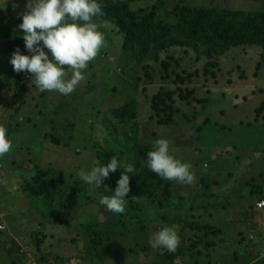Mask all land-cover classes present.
Wrapping results in <instances>:
<instances>
[{
  "label": "rangeland",
  "instance_id": "1",
  "mask_svg": "<svg viewBox=\"0 0 264 264\" xmlns=\"http://www.w3.org/2000/svg\"><path fill=\"white\" fill-rule=\"evenodd\" d=\"M163 1L161 9L158 0L134 2L131 9L140 16L154 8L160 15H176L179 6L264 10L262 0ZM25 4L26 0H0V21L9 17L12 27L21 31L18 25ZM106 25H100L105 46L94 58L98 64L87 74L94 60L89 62L84 70L86 79L70 95L40 92L30 73L25 74L23 90L14 72L0 73V125L6 127L12 145L0 157V225L5 227L0 234V264H32L29 255L41 264H170L171 252L152 249L148 243L164 226L173 227L179 244L187 249L174 264H264L262 232L248 224L253 215L250 205L237 213L244 228L237 231L223 227L224 213L216 204L207 203L210 195L214 197L208 185L211 181L200 178L218 174L222 185V178L232 174L229 179L233 185L240 183L248 188L240 202L250 203V187L264 178V115L255 123L256 110L264 101V66L260 70L257 67L264 63V48L237 47L223 55H207L204 49L172 47L157 61L144 57L137 63L134 54L124 50V36ZM67 71L70 75L71 70ZM124 80L137 89L124 84ZM114 87L119 92L109 90ZM209 89L210 102L204 107L200 100ZM131 94H136L139 103L136 143L151 146L156 138L168 139L171 153L191 164L196 179L190 185L163 180L152 186V195L129 191L124 213L115 214L100 205L99 198L112 194L123 168L110 173L99 188L83 183L77 174L80 169H90L95 160L107 164L114 155L128 165L134 142L125 138L134 132L126 135V124L117 119L105 124L103 118L110 120L105 113L123 104ZM158 95L166 96L163 104L167 107L171 95L181 116L196 112L195 121L208 120L212 128L192 131L194 144L186 146V120L177 118L171 126L159 125L153 110ZM183 95L187 100H182ZM73 98L75 101H71ZM61 102L71 104L74 117L60 110ZM80 114L83 117L78 120ZM248 123L254 126L247 127ZM221 127L226 130L221 131ZM212 147H217L219 159L210 162L207 173H197L212 157ZM35 178L49 187L44 190L36 186L37 192L32 195L23 187ZM57 191L76 197L75 201L70 198L73 205L60 214L52 210ZM223 191L220 189L217 198L221 204L227 202V197L221 196ZM203 196L207 197L205 201ZM171 206L176 210L160 214ZM185 223L192 226L184 228ZM82 235H87L88 243ZM93 245L96 249L89 254L87 247Z\"/></svg>",
  "mask_w": 264,
  "mask_h": 264
},
{
  "label": "trees",
  "instance_id": "2",
  "mask_svg": "<svg viewBox=\"0 0 264 264\" xmlns=\"http://www.w3.org/2000/svg\"><path fill=\"white\" fill-rule=\"evenodd\" d=\"M14 1L15 0H11V2ZM139 1L146 0H98L101 4L103 14L93 17V20L98 24L103 26L109 24L113 27V32L116 30L119 34L124 36V50L132 52L137 63H140L144 57L145 59L157 61L162 52L172 47L189 48L194 51L204 49V53L207 55H209L210 52L223 55L237 47L260 46L264 48V10L237 11L221 8L219 6H209L206 8L179 6L176 9V15H160L156 8H154L149 14L140 16L131 9V4ZM262 3L264 4V0H262ZM157 5L158 8L161 9V7L164 6V1L158 0ZM7 18L2 17L0 21V73L10 74L14 72V76L17 78L16 82L23 85V80L26 81V72L17 73L13 71L12 64L10 63L11 56L17 47L25 50L23 36L21 31H17L16 28L12 27L11 18ZM24 53H26V50ZM97 64L98 62L94 60L87 69V74H89ZM263 66L264 63L261 65L258 63V70L262 69ZM206 75H209V72ZM215 76L216 75H214V77ZM124 84H127L132 89H137V86L132 82L124 80ZM181 88L185 91L189 90L188 87L183 88V86H181ZM22 89L25 90V85L22 86ZM109 90L115 93L119 92L115 87ZM183 92L184 91H181L180 93L183 94ZM207 94H210V91H208ZM129 97L130 98L126 99L123 104H119L106 112L105 114L108 115L110 120L103 118V122L109 124L110 121L117 119L123 124H126L128 129L126 135L130 131L134 132L125 138L127 141L134 142L131 150V159L128 160V165H131L135 170L134 173H128L130 191L132 193L152 195V186L155 184H162L163 179L150 171L145 164L146 153L151 149L153 142H151V146H143L136 143L135 139L139 131V124L137 122L139 103L137 101L138 99H136V94H131ZM157 97L159 98L156 101L154 100L153 110L158 114L159 125H164L165 127L171 126L173 123H177V118H182L183 122H185V120L187 121V124L184 125L185 138L189 139L186 146H193L194 144L192 138H195V134H191L192 131L201 132L205 129L212 128L208 120L202 122L195 121V118H197L196 112L181 116L180 108L176 107V101L174 99L172 100L171 95L169 96V100L172 106L169 105L168 107L163 104L165 103L166 96L162 97L158 95ZM182 100H187V97L183 95ZM71 101H75V99L73 98ZM200 102L205 107L206 104L209 103V98L205 97L203 100H200ZM61 104H63V106L61 107L60 105V110H67L73 117L75 116L70 103L61 102ZM263 107L264 102L261 107L256 110L257 117L263 110ZM161 108H168L169 111H162L160 110ZM175 113L176 119H174ZM82 117L81 114L77 116L78 120H81ZM255 123H258V120H255ZM42 125L44 127V124ZM252 126H254L253 123L247 124V127ZM231 129L232 128H229V130ZM152 136L155 137V134L153 133ZM177 139L183 141L184 137L178 136ZM234 151H236L235 148ZM239 158L240 155L238 154L236 160L239 161ZM211 161H214L212 157L207 160L208 163H205L209 166ZM41 173L47 174L48 172ZM197 173L205 174L202 169L201 171H197ZM230 176H232V174H229L228 178H230ZM205 177L206 175H202L200 178L205 179ZM38 181L39 178L33 179L23 187V190L32 191L33 195L37 192V188L46 190L49 187L48 185H42V182ZM248 197L250 199L263 201L264 193L262 190H258V188L251 186ZM70 198L74 199V201L76 200L75 195L72 193L57 191L52 207L53 212L60 214L65 211L68 206L73 205L69 203ZM169 204L172 205L170 201H168V205ZM32 209L37 212V209L33 206ZM171 210H176V208L171 207ZM257 210L261 211L259 209ZM257 210H252L253 215L248 219V223H251L253 220V222H257L255 216L262 221V215ZM262 210V212H264V208ZM165 212H167V210L164 212L161 211L160 214L162 215ZM191 226L192 223H185L184 228ZM251 228L252 230H256V226ZM82 236L85 242L88 243L87 235ZM251 238H253V235ZM94 249H96L95 245L87 247L89 254ZM186 252V247L183 244L182 246L179 244L176 251L171 252L168 259L169 263L174 264L175 260L183 256ZM34 264L41 263H38L36 258Z\"/></svg>",
  "mask_w": 264,
  "mask_h": 264
},
{
  "label": "clouds",
  "instance_id": "3",
  "mask_svg": "<svg viewBox=\"0 0 264 264\" xmlns=\"http://www.w3.org/2000/svg\"><path fill=\"white\" fill-rule=\"evenodd\" d=\"M102 14L98 0H26L25 11L18 25L26 53H22L18 47L14 50L10 60L13 71L30 73L31 81L40 92L55 91L70 95L86 79L84 70L105 46L100 25L93 20V17ZM67 69L71 70L70 75ZM6 133V127L0 125V157L12 147ZM145 164L166 181L190 185L196 179L191 164L171 153L170 141L166 138L153 141L146 153ZM207 167L204 162V173ZM122 168L112 194L99 198V204L115 214L125 211L126 197L130 191L127 173H134V168L122 164L114 155L107 164L95 160L90 169H80L77 174L83 183L99 188L110 173ZM2 231H5V227L0 225V234ZM148 243L152 249L175 252L180 238L173 227L164 226L153 233Z\"/></svg>",
  "mask_w": 264,
  "mask_h": 264
},
{
  "label": "crops",
  "instance_id": "4",
  "mask_svg": "<svg viewBox=\"0 0 264 264\" xmlns=\"http://www.w3.org/2000/svg\"><path fill=\"white\" fill-rule=\"evenodd\" d=\"M219 70H220V67H219ZM206 74H208V73H205V75ZM215 75H217V73ZM213 78L216 79V76L213 77ZM208 91H210V93H211V89H209ZM205 97H208L209 98V102H210V94H207V93L204 94V98ZM208 104L209 103H207L206 105H208ZM263 115H264V113L261 114L260 118H259V116L257 117V113H256L255 120H258V122H259ZM262 121H264V119H262ZM222 130H226V128L225 127H221V131ZM214 148H216V149H214ZM216 150H217V147H212L211 148L210 153L212 155V160H217V158L219 159V157H217V155H216ZM218 177H219L218 174L216 176H209L208 175V176L205 177V179H208V181H211V182H209V187H210V191L213 192V194H214V197H211V195H210L209 201L207 203L216 204L218 206V209H219L218 211L224 213L225 223L223 224V227L234 229V230L238 231V230H240V229H242L244 227H242L240 225V223H239L240 219H239L237 213H239L242 210V207H247L246 205H250V209L251 210H257L256 205L260 201L258 199H252L251 203L248 200H246L244 202H240V196H245L247 194V192H248V188L245 185H242L240 183L233 185V183H231V180L228 177H223L222 178L221 181L223 182V184L221 185L219 183L220 179H218ZM259 177H260V175H259ZM253 186L258 188V190H262V188H263V191H264V178L260 177V183L255 184ZM220 189H224V191L221 193V196L222 197L223 196L227 197V202H224L223 204H221V200L217 199ZM206 198H207L206 196H203L202 199L205 201ZM262 200L264 201V198ZM171 207H169V211L165 212V214H168L169 212L172 211ZM262 211L263 210L258 211L262 215V218H263L262 221H260L255 216L257 222H253L254 221L253 220L251 222L253 224H251V223H248V224H249L250 227H255L256 226V230L262 232V237L264 239V212H262ZM235 214H237V215H235ZM251 237H252V235H251ZM217 244H218L217 246H219L220 243H217ZM240 246H242V245H240ZM29 257H30L31 261L34 264V261H35L36 258L34 256L32 257L31 255H29Z\"/></svg>",
  "mask_w": 264,
  "mask_h": 264
},
{
  "label": "built area",
  "instance_id": "5",
  "mask_svg": "<svg viewBox=\"0 0 264 264\" xmlns=\"http://www.w3.org/2000/svg\"><path fill=\"white\" fill-rule=\"evenodd\" d=\"M29 76H27L28 78ZM257 208L258 209H263L264 208V201H260L259 203H257Z\"/></svg>",
  "mask_w": 264,
  "mask_h": 264
}]
</instances>
